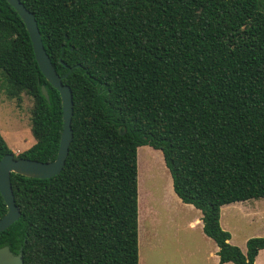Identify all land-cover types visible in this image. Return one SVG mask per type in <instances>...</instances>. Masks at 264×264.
<instances>
[{
  "label": "trees",
  "instance_id": "1",
  "mask_svg": "<svg viewBox=\"0 0 264 264\" xmlns=\"http://www.w3.org/2000/svg\"><path fill=\"white\" fill-rule=\"evenodd\" d=\"M21 1L68 74L74 138L58 175L12 173L22 216L0 232V247L24 264H140L138 149L151 146L175 193L201 210L221 264H255L264 236L248 239L244 253L221 208L264 198V0ZM0 72L9 97L34 98V142L16 156L54 161L62 98L8 0H0ZM7 153L0 134V160ZM7 211L0 192V218Z\"/></svg>",
  "mask_w": 264,
  "mask_h": 264
},
{
  "label": "rangeland",
  "instance_id": "2",
  "mask_svg": "<svg viewBox=\"0 0 264 264\" xmlns=\"http://www.w3.org/2000/svg\"><path fill=\"white\" fill-rule=\"evenodd\" d=\"M33 106L34 98L26 92L20 98L8 96L5 77L0 72V134L16 155L34 142L31 130ZM145 149L151 152L148 158ZM162 154L151 146L138 149L142 190L139 207L142 211L141 220L139 218L140 264H212L215 256L211 253L217 244L205 234L200 224L192 226L200 210L180 201L172 192V175ZM258 200L264 203V199ZM260 217L243 213L236 216L231 222L234 240L242 243L249 235L264 234V222Z\"/></svg>",
  "mask_w": 264,
  "mask_h": 264
},
{
  "label": "water",
  "instance_id": "3",
  "mask_svg": "<svg viewBox=\"0 0 264 264\" xmlns=\"http://www.w3.org/2000/svg\"><path fill=\"white\" fill-rule=\"evenodd\" d=\"M8 2L16 9L27 26L42 73L51 85L60 92L63 104V131L58 156L54 161L41 162L25 157H17L15 153H7L1 158L0 192L7 204L8 211L0 218V232L8 229L22 216L21 209L16 203L12 185V173L42 179L58 175L65 166L70 145L74 138L72 127L74 95L71 86L63 81L68 74L60 75L53 65L51 57L44 46L39 24L34 13L21 0H8ZM72 70L70 69L69 73ZM42 93L47 99H50L49 92L44 85L42 86ZM0 264H24L23 254H15L9 245L0 247Z\"/></svg>",
  "mask_w": 264,
  "mask_h": 264
},
{
  "label": "crops",
  "instance_id": "4",
  "mask_svg": "<svg viewBox=\"0 0 264 264\" xmlns=\"http://www.w3.org/2000/svg\"><path fill=\"white\" fill-rule=\"evenodd\" d=\"M145 151H147V150L145 149ZM150 153H151L150 151L146 152L147 158L150 156ZM162 158L164 161L163 154H162ZM170 185H171L172 190H173L172 192L175 193L174 188H173L172 177L170 179ZM139 192H140V184H139ZM175 195L180 201H182L181 198H179V196L176 193H175ZM259 199H264V198H259ZM140 205H141V203H140ZM192 207H195V206L192 205ZM197 210L199 211V209H197ZM140 212H141V216H142V211L139 210V218L141 220ZM242 213L250 215V216H254V217L255 216H258V217L262 216V218L260 217L261 218L260 220L262 222H264V218H263L264 217V203H262L261 201H259L258 199L255 198V199H250V200H246V201H238V202L226 204V205L222 206V208H221V225L225 230H227L231 233L230 242L234 245H238L243 250V252L246 253L247 252V241H248V239H250L251 237H254V236H264V234L249 235V236L245 237L244 240H242L243 241L242 243L236 242L234 240V233L232 232L233 227H232L231 222L234 221L236 216H238L239 214H242ZM202 217H203V214L200 210L196 219L194 221H192V223H191L192 226L200 224L202 227H204V222H203ZM225 217H226V219H225ZM262 226H264V225H262ZM203 231H204V229H203ZM218 251H219V247L217 245L214 253L213 252L211 253V255L215 256V259L213 260L212 264H221L220 257L218 255ZM224 264H234V263L233 262H227ZM255 264H264V249L260 250L259 254L256 257Z\"/></svg>",
  "mask_w": 264,
  "mask_h": 264
}]
</instances>
